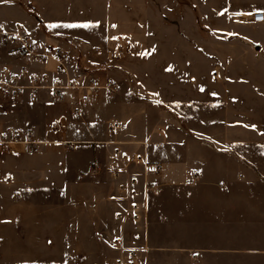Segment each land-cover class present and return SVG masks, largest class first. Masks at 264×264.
Segmentation results:
<instances>
[{
  "label": "crops",
  "instance_id": "obj_1",
  "mask_svg": "<svg viewBox=\"0 0 264 264\" xmlns=\"http://www.w3.org/2000/svg\"><path fill=\"white\" fill-rule=\"evenodd\" d=\"M181 2L0 0L2 31L20 30L44 49L61 45L81 72L101 82L111 78L121 88L114 101L100 91L86 105L79 90H67L64 101L49 89H26L19 97L0 90V104H13L26 117L19 125L15 111L1 108L0 121L13 124L2 122L0 130H32L41 144L39 153L23 145L0 151V215L9 218L0 219V239L46 240L52 206L13 194H45L52 184L60 196L55 224L74 238L73 227L93 223L94 203L62 196L84 194L96 182L106 194L100 215L106 208V223L137 227L133 234H140L144 252H264L238 248L239 241L255 239L256 217L264 219V201L255 200L264 153L257 160L253 152L264 147V23L251 21L264 12V0ZM179 5L187 19L166 21ZM191 18L196 29L200 23L213 35L205 39L197 29L198 40H191ZM118 40L127 50L120 69L106 68L116 61L109 59ZM96 57L101 71L92 68ZM25 66L0 36V75L9 67L17 84L29 86L30 77L21 74ZM28 67L46 75L45 84L58 77L52 60ZM115 71L117 80L110 77ZM134 206L139 225L130 220ZM41 256L46 252H0V262L34 264L38 257L41 264Z\"/></svg>",
  "mask_w": 264,
  "mask_h": 264
},
{
  "label": "rangeland",
  "instance_id": "obj_2",
  "mask_svg": "<svg viewBox=\"0 0 264 264\" xmlns=\"http://www.w3.org/2000/svg\"><path fill=\"white\" fill-rule=\"evenodd\" d=\"M181 3L186 2L187 0H180ZM160 6V5H159ZM179 10L176 9L174 17L172 15H164V19L169 23L178 24L180 17L183 19H187L186 13L183 12L182 6L179 5ZM173 19V20H171ZM192 19V18H191ZM191 27L196 24L191 21ZM195 28V26H194ZM198 32L205 39H209L213 34L205 28V26L200 23L197 24ZM196 28L193 30L191 40H198V34ZM176 39H178V35H176ZM72 46L75 48L77 46ZM118 46V47H117ZM116 51L118 54L113 55L109 62H114L113 66H107L106 68H111L116 70L119 68L118 63L119 60L124 58L126 48L124 46V41L118 40L116 44ZM77 53L79 52L78 48L76 49ZM108 56H106L107 59ZM95 59V58H94ZM82 58L78 53V64L82 66ZM96 65L92 68L94 71H101L104 68V65H101V60L96 57ZM100 61V62H99ZM116 64V65H115ZM83 67V66H82ZM120 69V68H119ZM119 73L117 71L110 74V77L116 78ZM132 82L126 81L127 87H135L136 82L131 85ZM13 104L10 103H2L0 104V114L1 108H5L6 112H13V121L15 123L25 122L26 117L25 114L20 109H16L13 107ZM19 110V111H18ZM20 113H18V112ZM25 111V110H23ZM12 114V113H11ZM10 114V115H11ZM27 114V113H26ZM29 114V113H28ZM27 114V115H28ZM2 118V117H0ZM3 126H7V124H13L11 122H7L6 120L0 121V124ZM17 123V124H19ZM20 125V124H19ZM0 127L5 128V127ZM40 152V151H39ZM38 152V153H39ZM254 155L257 160L261 158V154L264 153V147L258 146L254 150ZM4 152H0L2 154ZM260 162V161H259ZM1 165V163H0ZM53 178V177H52ZM264 181L260 180L256 185L255 190V200L256 201H264ZM70 187V186H68ZM104 186L101 184H97L94 182L89 190L86 193H72L71 191L64 194L62 196L63 200L68 201H79V198L82 197L81 200L91 201L93 202L94 209L91 211L94 214L92 221L93 223L88 225H80L79 227H73L72 229L76 230L77 235L74 238H71L69 235L61 234L59 232L58 226L55 224L56 215L55 210L53 209V205L55 201L60 200V196L55 194L54 192V184L48 185L46 193H41L39 195L38 192H28L25 196L23 194H13L14 198L17 200L26 199L29 202H38L41 200H46L47 204L52 206L47 208V238L45 241L40 240H32V241H19V240H9L7 238H12L16 235H1L6 239H0V252H46V256L44 259L40 258L41 264L44 260V264H116V251L114 248L116 246H120L123 249H131L136 252L140 259V264H264V252H144L141 249V244L143 240H141L140 234H133V232H137L136 228L129 224L112 225L106 223V208L104 209L105 214L100 215L101 211L98 210L101 203L106 207V195L104 194ZM260 218L255 219L253 228V233L250 235L255 238L251 241H239L238 248L247 249L254 248L258 250L264 249V219H262V215H259ZM6 215H0V219L9 220ZM139 225V224H138ZM251 227V226H250ZM71 227H69L70 229ZM79 229V232L78 230ZM122 230V231H121ZM111 233V235H107ZM142 230H140V233ZM123 234V236L120 235ZM126 234V235H125ZM115 236H121L119 242H117V238H113ZM141 249V250H140ZM3 262L0 264H6V258L3 257ZM37 263L38 257L33 258ZM38 264V263H37Z\"/></svg>",
  "mask_w": 264,
  "mask_h": 264
},
{
  "label": "built area",
  "instance_id": "obj_3",
  "mask_svg": "<svg viewBox=\"0 0 264 264\" xmlns=\"http://www.w3.org/2000/svg\"><path fill=\"white\" fill-rule=\"evenodd\" d=\"M251 21L255 23H264V12H255L251 17ZM0 36L3 45L11 44L17 56L26 64L21 74L30 77V85L23 86L17 84L18 76L11 72L9 67H3L0 75V90L6 96L19 97L21 92L26 89L38 90L49 89L54 92L57 101L65 100V92L67 90H79L83 92V105L91 104L96 95L100 91H104L108 100H116L121 88L119 84L111 79L106 78L104 82L94 79L88 73L81 72L79 68L74 66L75 60L69 51L61 45L48 46L41 48L37 43L33 42L29 36L20 30L7 32L0 29ZM119 52H116L118 54ZM52 60L56 63L57 78L51 84H45L46 75H39L32 72L28 66L38 63L45 64ZM36 97L31 96V101H35ZM76 113L82 115L84 110L79 107ZM56 125L54 128H57ZM111 129L115 127L109 126ZM12 145H23L30 153H38L40 151V142L36 140L35 133L32 130H22L19 128H7L0 130V151H8ZM155 172L159 173L161 166H152ZM130 220L134 224L140 223L138 209L134 206ZM119 242L120 239H116ZM116 251V264H140V259L134 250L123 249L120 246L114 248Z\"/></svg>",
  "mask_w": 264,
  "mask_h": 264
},
{
  "label": "snow or ice",
  "instance_id": "obj_4",
  "mask_svg": "<svg viewBox=\"0 0 264 264\" xmlns=\"http://www.w3.org/2000/svg\"><path fill=\"white\" fill-rule=\"evenodd\" d=\"M73 26H82V27H88L89 25H69V27H73ZM55 27V25H54Z\"/></svg>",
  "mask_w": 264,
  "mask_h": 264
}]
</instances>
